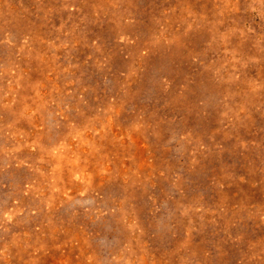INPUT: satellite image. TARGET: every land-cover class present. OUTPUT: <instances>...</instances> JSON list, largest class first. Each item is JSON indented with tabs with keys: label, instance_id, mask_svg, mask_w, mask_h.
<instances>
[{
	"label": "rangeland",
	"instance_id": "374dc122",
	"mask_svg": "<svg viewBox=\"0 0 264 264\" xmlns=\"http://www.w3.org/2000/svg\"><path fill=\"white\" fill-rule=\"evenodd\" d=\"M0 264H264V0H0Z\"/></svg>",
	"mask_w": 264,
	"mask_h": 264
}]
</instances>
